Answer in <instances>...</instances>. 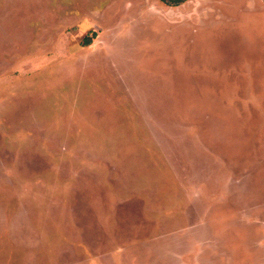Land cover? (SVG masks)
I'll list each match as a JSON object with an SVG mask.
<instances>
[{
	"label": "rangeland",
	"instance_id": "obj_1",
	"mask_svg": "<svg viewBox=\"0 0 264 264\" xmlns=\"http://www.w3.org/2000/svg\"><path fill=\"white\" fill-rule=\"evenodd\" d=\"M0 264H264V0H0Z\"/></svg>",
	"mask_w": 264,
	"mask_h": 264
},
{
	"label": "trees",
	"instance_id": "obj_2",
	"mask_svg": "<svg viewBox=\"0 0 264 264\" xmlns=\"http://www.w3.org/2000/svg\"><path fill=\"white\" fill-rule=\"evenodd\" d=\"M162 1H165V0H162ZM178 1H180V0H178ZM89 43H90V40L85 39L84 42H83V45L87 46V45H89Z\"/></svg>",
	"mask_w": 264,
	"mask_h": 264
}]
</instances>
